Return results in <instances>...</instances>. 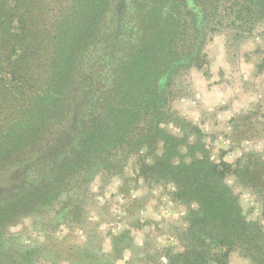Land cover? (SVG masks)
<instances>
[{
  "label": "trees",
  "instance_id": "16d2710c",
  "mask_svg": "<svg viewBox=\"0 0 264 264\" xmlns=\"http://www.w3.org/2000/svg\"><path fill=\"white\" fill-rule=\"evenodd\" d=\"M262 20L264 0H0V238L77 176L150 153L146 170L188 208L181 250L153 264H229L233 251L264 264V227L226 181L262 194L263 156L217 162L196 126L193 139L164 128L186 122L171 86L202 64L211 30Z\"/></svg>",
  "mask_w": 264,
  "mask_h": 264
},
{
  "label": "rangeland",
  "instance_id": "374dc122",
  "mask_svg": "<svg viewBox=\"0 0 264 264\" xmlns=\"http://www.w3.org/2000/svg\"><path fill=\"white\" fill-rule=\"evenodd\" d=\"M257 25L238 31L225 22L211 30L202 64L181 71L171 86V107L186 122L164 125L190 139L196 126L212 158L234 166L244 154L264 159V20ZM152 163L150 153L133 154L89 180L77 176L52 203L21 211L2 231L0 264H153L167 249L180 251L188 208L172 182L146 170ZM226 181L246 218L264 227V189L233 174ZM229 264L250 261L233 251Z\"/></svg>",
  "mask_w": 264,
  "mask_h": 264
}]
</instances>
